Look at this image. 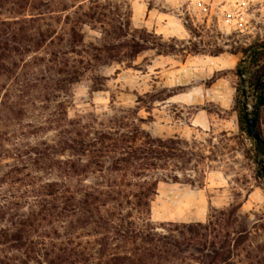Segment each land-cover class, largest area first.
<instances>
[{"label": "trees", "instance_id": "trees-1", "mask_svg": "<svg viewBox=\"0 0 264 264\" xmlns=\"http://www.w3.org/2000/svg\"><path fill=\"white\" fill-rule=\"evenodd\" d=\"M131 16L119 0H0V264H233L238 256L246 230L233 228L235 208L207 224L156 227L150 220L159 183L205 186L229 153L226 133L217 152L194 138L153 137L134 110L71 119L68 108L83 79L100 92L103 68H131L148 51L183 59L240 53L241 78L247 59L260 66L264 44L225 51L189 18V40H165L133 28ZM84 28L99 37L85 42ZM247 83L259 92V139L246 132L254 154L242 155L264 177V64Z\"/></svg>", "mask_w": 264, "mask_h": 264}, {"label": "rangeland", "instance_id": "rangeland-1", "mask_svg": "<svg viewBox=\"0 0 264 264\" xmlns=\"http://www.w3.org/2000/svg\"><path fill=\"white\" fill-rule=\"evenodd\" d=\"M119 1L129 4L133 28L153 32L165 40H189L184 26L189 18V23L205 28L201 32L205 41L217 42L225 51L264 44V0ZM83 33L85 42L99 37L89 28H84ZM242 60L240 53L183 59L157 56L148 51L131 68L125 64L103 68L99 74L105 82L100 92H92L88 79L76 84L71 91L68 117L73 119L88 113L100 116L112 108L130 109L136 111L137 118L145 120L143 129L153 137L187 141L194 138L205 149L214 147L217 152H222L219 135L226 133L231 138L225 142L229 153L223 163L214 164L216 169L207 176L205 186L196 189L183 184L159 183L150 206V220L156 227L207 224L215 214L217 217L218 213L235 208L233 228L246 232L239 235L238 256L231 263L261 264L264 260V177L242 155L244 151H251L249 156L254 154L253 140L246 134V123L239 122L238 113L244 107L247 116L254 118L259 92L247 81L264 60L259 67H252L247 59L242 65L247 71L239 78L236 71ZM146 94L151 98L143 99ZM140 99L142 103L138 102ZM260 115L264 139V107L260 108ZM193 121L201 127L193 125ZM157 232L164 230L157 228Z\"/></svg>", "mask_w": 264, "mask_h": 264}, {"label": "water", "instance_id": "water-1", "mask_svg": "<svg viewBox=\"0 0 264 264\" xmlns=\"http://www.w3.org/2000/svg\"><path fill=\"white\" fill-rule=\"evenodd\" d=\"M245 122L248 135H250L255 141H257L259 139V135L257 134L255 129L254 119L247 116Z\"/></svg>", "mask_w": 264, "mask_h": 264}, {"label": "crops", "instance_id": "crops-1", "mask_svg": "<svg viewBox=\"0 0 264 264\" xmlns=\"http://www.w3.org/2000/svg\"><path fill=\"white\" fill-rule=\"evenodd\" d=\"M217 83H219V80H218V81H216V84H217ZM216 84H214V85H216ZM211 88H214V86H213V87H211ZM193 125H195V126H198V127H201V126H199V125H196L194 121H193Z\"/></svg>", "mask_w": 264, "mask_h": 264}]
</instances>
